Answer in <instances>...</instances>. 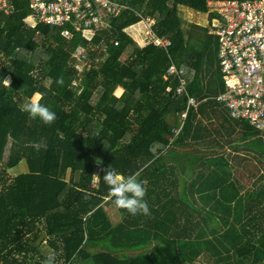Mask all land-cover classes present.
Here are the masks:
<instances>
[{"label": "trees", "instance_id": "trees-1", "mask_svg": "<svg viewBox=\"0 0 264 264\" xmlns=\"http://www.w3.org/2000/svg\"><path fill=\"white\" fill-rule=\"evenodd\" d=\"M10 1L13 10L0 13V79H11L0 80V264H43L46 246L58 264H264V181L246 189L233 179L248 155L264 164V128L216 101L225 91L217 39L209 26L185 29L180 15L185 7L212 19L208 4L218 0H111L125 8L104 18L106 29L70 40L60 28L26 26L28 2ZM148 18L168 50L129 34ZM171 64L185 69L186 94L179 79L166 80ZM37 92L57 114L51 125L20 111ZM188 95L200 104L185 119ZM41 141L46 150L30 146ZM155 144L166 152L155 156ZM226 147L245 151L243 161L232 164L240 156L226 159ZM23 161L28 172L11 174ZM109 165L140 182H178V194H147L149 215L119 209L124 224L114 225ZM163 212L174 228L158 219ZM175 240L203 245V260L172 255Z\"/></svg>", "mask_w": 264, "mask_h": 264}, {"label": "built area", "instance_id": "built-area-1", "mask_svg": "<svg viewBox=\"0 0 264 264\" xmlns=\"http://www.w3.org/2000/svg\"><path fill=\"white\" fill-rule=\"evenodd\" d=\"M31 15L24 21L31 28L44 24L62 29L71 39L80 33L91 39L107 28L101 13L118 16L125 8L110 0H26ZM215 16L209 34L217 39L220 73L225 91L218 100L234 117L245 118L259 129L264 128V0H218L209 2ZM13 10V1L0 0V13ZM33 20L35 26L27 22ZM148 26L147 37L158 47L169 49L171 41L154 34ZM78 56L84 61L85 52ZM166 80L179 79V95L186 94V71L175 64L168 68ZM189 106H196L189 98ZM186 118V114L183 115ZM180 130H175L178 134Z\"/></svg>", "mask_w": 264, "mask_h": 264}, {"label": "clouds", "instance_id": "clouds-1", "mask_svg": "<svg viewBox=\"0 0 264 264\" xmlns=\"http://www.w3.org/2000/svg\"><path fill=\"white\" fill-rule=\"evenodd\" d=\"M5 87L11 85V79L5 77L0 79ZM57 84L63 85V78L56 81ZM42 95L37 92L20 105V111L27 113L32 119H39L47 125H51L57 119V114L50 107L41 103ZM30 146L37 151L41 148L47 149V144L43 141L33 142ZM103 181L109 186L108 195L113 199L114 206L118 209L126 210L131 215H149L150 208L145 200L146 188L138 180V174L123 175L115 170L111 165L102 169ZM100 178L99 175L93 174V183ZM43 264H58L55 254H50L44 260Z\"/></svg>", "mask_w": 264, "mask_h": 264}, {"label": "rangeland", "instance_id": "rangeland-1", "mask_svg": "<svg viewBox=\"0 0 264 264\" xmlns=\"http://www.w3.org/2000/svg\"><path fill=\"white\" fill-rule=\"evenodd\" d=\"M180 15L184 21V28L185 29L189 28L190 25H192V24L207 27L210 25V23H212V19H210V17H209L210 13H209V15L208 14H201V13H197L191 9L183 7V8H180ZM27 22H29L33 26H35V22L33 20L28 19ZM24 24L26 26L30 25V24H26L25 21H24ZM145 25H147V24H142L141 26L137 25L136 27L133 26L131 29H129L130 30L129 34H133L135 31L139 33V34L137 33L136 35H134L135 38H133V39L135 41H137L139 44H141L142 46L148 42L147 37H146L147 26H145ZM18 26H20V25L18 24ZM83 62H86V61H83ZM78 68L81 70L82 66H79ZM115 94H116V96H121L122 91H121V93H117V90H116ZM231 152H233V151L230 149H227V154H230ZM241 152H245V151H241ZM8 154H9V149L7 150L6 156H8ZM248 157H249V160L244 162L243 167H237L236 170L234 171V174L236 173L235 177L238 180L240 179L239 182H242L246 189H252V188L258 187V185L264 181V164L262 163L263 160L257 156L248 155ZM25 164H26V162L23 161L16 168L10 170V173L13 175H17V172H22V171L24 172L23 166H25ZM0 168H1V165H0ZM69 177H70V175L68 174V178ZM144 182H146L145 184H148V182L146 180ZM200 204H203V202L202 203L200 202ZM105 208H106V211H107L108 215L110 216V218L113 219V222L119 223V221H120V217L118 215V214H120L118 212L119 209L116 208L114 205L112 206V205H107V204L105 205ZM207 209H209V208H207ZM111 212H112V214H111ZM166 216H169V218H171L170 216H172V214L169 212H166ZM162 221H163L165 226H169L170 228H174V223L172 222L171 219L169 220V219H166V217H165V218H162ZM44 239H46V238H44ZM192 242H195V241H192ZM192 242H185V243H192ZM185 243L180 242L179 240H175L174 242L170 243L171 254L176 255L178 253L179 255L180 254L183 255V258H184L185 254H188V253L195 251L196 253L200 254L199 256L201 258H199V260H203V254H204V249H205L203 245L195 244V243H192V244H185ZM147 251H151V249L147 250ZM46 253L48 254L49 251H46ZM84 264H93V263L91 261H86V262H84Z\"/></svg>", "mask_w": 264, "mask_h": 264}, {"label": "crops", "instance_id": "crops-1", "mask_svg": "<svg viewBox=\"0 0 264 264\" xmlns=\"http://www.w3.org/2000/svg\"><path fill=\"white\" fill-rule=\"evenodd\" d=\"M111 1V0H110ZM112 2V1H111ZM108 14L106 13V12H103V13H101V16H102V18H103V20L106 22V20L104 19L106 16H107ZM110 15V14H109ZM111 16V15H110ZM151 21H153L154 23H155V20H153V19H150V18H148L147 20H143L142 22H140L139 24H137V25H142V24H147V25H145V26H147V28H146V37H147V30H148V26L151 24ZM154 23L151 25L152 27H153V25H154ZM106 24H107V22H106ZM137 25H135L134 27H136ZM107 27H108V24H107ZM152 27H151V29H152ZM131 29V28H130ZM130 31V30H129ZM152 31H153V29H152ZM138 32H134L133 34H130V35H132V38H135L134 37V35H136ZM139 34V33H138ZM155 34V33H154ZM144 35V34H143ZM156 35V34H155ZM157 36V35H156ZM159 37V36H158ZM160 38H165V37H160ZM167 39V38H166ZM169 40V39H168ZM147 41H150V42H152L153 43V41H151V40H149V38L147 37ZM154 44V43H153ZM155 45V44H154ZM156 46V45H155ZM156 47H158V46H156ZM158 48H163V47H158ZM185 70V69H184ZM186 79V78H185ZM186 81H187V79H186ZM187 83H188V81H187ZM117 90H121L122 91V94H123V92H124V90H123V88H118ZM186 92H187V84H186ZM220 96V95H219ZM219 96H217V98H216V101L219 103V104H221L222 106H223V108H225L226 109V107L224 106V104L222 103V102H220L219 100H218V97ZM189 98H192V99H194L195 101H196V103H197V105L196 106H189V103H188V101H187V109H186V112H185V114H186V118H187V114H188V111L191 109V108H193V109H197L198 108V106H199V104H200V102L197 100V99H195V98H193V97H190L189 95H188V100H189ZM185 118V119H186ZM183 127V124L180 126V128H182ZM180 128H178V130H180ZM227 148V147H226ZM227 149H230V148H227ZM166 150H167V147L166 146H164V145H162V144H155L153 147H152V153L155 155V156H161L164 152H166ZM230 150H232V149H230ZM233 151V150H232ZM239 155L240 157H238V158H236V159H234L233 161H232V164H236L237 162H239V161H243L242 159H243V156L245 157V152H238V153H236V152H231L230 154H225V158L227 159V158H231L232 159V157H234V156H236V155ZM247 156V155H246ZM247 158L249 159V157L247 156ZM23 169H24V172H28V170H29V168H28V165H27V163L25 164V166H23ZM235 171V170H234ZM233 171V172H234ZM23 172V171H22ZM17 173H19V172H17ZM236 174V173H235ZM235 174H234V178L233 179H235ZM237 179V178H236ZM237 181H240V179L238 180L237 179ZM146 182H142V184H143V186L146 188V195L147 194H149V196L147 197V199H151V198H155L157 195H159L161 198H165L164 196V194L165 193H168V192H170L171 191V196H177L176 194H178L177 193V187H179L180 186V183H178V182H173V184H171V182H157L156 184H154V182H148V184H145ZM189 182H187L186 183V185L188 184ZM241 186H244V184H240ZM189 187V184H188V186H187V188ZM147 191H152L151 192V194L148 192L147 193ZM170 194V193H169ZM189 200H192L191 199V196H190V198H189ZM118 210V209H117ZM119 213H120V211H118ZM108 214V213H107ZM111 214H112V212H111ZM117 214V213H116ZM119 215V217H120V221H119V223H115V222H113V219H111V221H112V223L114 224V225H118V224H124V216H123V214L122 213H120V214H118ZM166 217V219H168L169 218V216H166V213H161L159 216H158V219H160L161 221H162V218H165ZM171 217V219H174L175 217H173V216H170ZM162 223H163V221H162ZM163 226L165 227V229H166V226L164 225V223H163ZM169 227V226H168ZM175 227V226H174ZM164 229V228H163ZM172 229V228H171ZM46 249V250H45ZM46 251H49V253L47 254L46 253ZM44 252H45V254L48 256L49 254H51L52 253V249H50L48 246H46L45 248H44ZM80 262L79 261H76L74 264H79ZM82 264H84V263H82Z\"/></svg>", "mask_w": 264, "mask_h": 264}, {"label": "water", "instance_id": "water-1", "mask_svg": "<svg viewBox=\"0 0 264 264\" xmlns=\"http://www.w3.org/2000/svg\"><path fill=\"white\" fill-rule=\"evenodd\" d=\"M45 237H46V235L43 234V235L39 238L37 244H40V243L44 240Z\"/></svg>", "mask_w": 264, "mask_h": 264}]
</instances>
